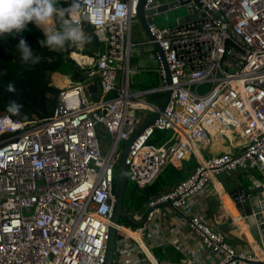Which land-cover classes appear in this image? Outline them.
<instances>
[{
	"label": "built area",
	"instance_id": "2783aa9c",
	"mask_svg": "<svg viewBox=\"0 0 264 264\" xmlns=\"http://www.w3.org/2000/svg\"><path fill=\"white\" fill-rule=\"evenodd\" d=\"M138 2L102 0L98 17L96 0H81L90 19L72 15L85 33L91 26L101 43L91 55L81 47L70 52L83 73L96 76L95 83L70 74L64 85L51 79L60 85L59 93L52 114L44 119H16L0 111V264L104 262L119 146L160 103L141 95L167 89L166 106L130 145L127 177L140 192L169 160L196 161L186 177L147 199L143 210H150L144 222L163 206L179 211V223L200 241L175 245L186 256L185 264H264L263 240L238 249L188 204L215 174L252 166L263 176L257 185L264 199V0H186L179 4L188 13L172 25L148 23L153 38L145 35L141 41L158 42L169 80L156 52L159 84L132 89L131 26ZM155 2L161 1L146 0L145 8ZM72 52L85 58L78 61ZM93 84L96 98L89 90ZM110 91L114 96L104 97ZM155 131L170 134L152 142ZM102 132L110 139L105 146ZM221 138L238 150L204 153ZM115 227L124 240L115 244L111 264L122 259L135 264L138 252L160 264L125 231L131 226L118 222ZM206 250L215 255L214 261L203 258Z\"/></svg>",
	"mask_w": 264,
	"mask_h": 264
},
{
	"label": "crops",
	"instance_id": "0c3cea01",
	"mask_svg": "<svg viewBox=\"0 0 264 264\" xmlns=\"http://www.w3.org/2000/svg\"><path fill=\"white\" fill-rule=\"evenodd\" d=\"M135 42L138 45H142L137 46L133 54L130 53V70L131 72H135L143 69V71L146 72V42L144 43L141 40ZM55 74L63 75L57 71L52 72L51 79L53 82H56L54 80ZM86 77L92 81L96 79L95 75L87 74ZM68 80L67 77V82ZM165 132L167 133V135H165L166 137L169 133L167 131ZM104 136L105 134L101 135V137ZM217 150L236 151L238 150V146L226 140V138L216 139L204 153L207 154V152ZM195 161L194 158L181 160V163L177 164V168H180V170L174 171L172 179L169 180L167 178L163 183L156 185L155 190L158 191L157 193L172 187L178 180L186 177L194 168ZM256 170L249 173H243V170H238L230 175L225 173L215 174L205 186L188 199V204L191 205L192 211L204 213L209 222L214 227L224 231L226 239L238 249L249 248L250 244L255 240V237L249 229L248 222H246L245 218L239 213L227 191L232 188H240L242 189L241 191H244L243 188H245L251 192L253 188L255 189L256 186H258L257 182L263 179L262 174L260 176V173ZM152 195H154V193L147 195L146 198L143 199L144 204ZM225 196L228 197L233 205H225ZM232 207L235 208L237 214L232 211ZM142 208H139L141 210L138 209L136 213L129 211L136 221H141L143 219L144 210ZM179 218V211H172L169 210L167 206H163L160 213L149 221H143L138 224L131 222L130 226L132 225V229L138 230L139 233L135 231H129V233L137 238L141 246H146L147 250L153 254L160 264H185L186 256L176 249L175 245L196 246L200 244V241L194 231L185 224L179 223ZM241 223L247 226V232L241 230ZM170 225H175V228L169 230ZM203 258L206 261H214L215 255L209 250H206L203 252ZM134 260L135 264H151L146 257L139 252L134 253ZM120 264L129 263L122 259Z\"/></svg>",
	"mask_w": 264,
	"mask_h": 264
},
{
	"label": "trees",
	"instance_id": "16d2710c",
	"mask_svg": "<svg viewBox=\"0 0 264 264\" xmlns=\"http://www.w3.org/2000/svg\"><path fill=\"white\" fill-rule=\"evenodd\" d=\"M69 5L70 3L58 1L60 7L66 8ZM53 27H57L55 21H53ZM86 34L90 37V42L80 50L83 54L91 55L95 49L100 48L101 43L97 40L91 26H86ZM21 38L27 41L34 54L42 57L39 64L25 63L21 59V53L17 48ZM40 40H46V36L34 22H30L27 29L21 33L0 37V111H6L16 119H44L52 114L59 93V87L51 81L52 72L70 74L75 79L86 77L80 66L70 56V52L77 50V47L66 46L63 50L52 51L41 46ZM93 82L95 83V80ZM9 84L15 86L14 92L8 91ZM12 102L22 105L19 112L9 110ZM165 135H167L165 131H155L150 140L159 142ZM179 163L181 161L169 160L152 182L141 189L142 199L151 193L156 194L158 192L155 190L156 185L163 183L167 178L171 180L174 171L180 170L177 168ZM134 189L135 185L127 177L125 192H131Z\"/></svg>",
	"mask_w": 264,
	"mask_h": 264
},
{
	"label": "clouds",
	"instance_id": "9594fccd",
	"mask_svg": "<svg viewBox=\"0 0 264 264\" xmlns=\"http://www.w3.org/2000/svg\"><path fill=\"white\" fill-rule=\"evenodd\" d=\"M94 10L100 17L102 0H96ZM74 13H80L84 19H90V14L81 7V0H71L66 8L58 6V0H0V37L21 33L27 29L30 22H34L46 36V40L39 41L41 46L52 51L63 50L66 46L83 47L90 42V37L81 23L72 19ZM53 21L57 27L52 26ZM17 48L25 63L35 65L41 62L42 57L34 54L25 39L19 40ZM8 91L14 92L15 86L9 84ZM21 107L22 105L12 102L9 110L19 112Z\"/></svg>",
	"mask_w": 264,
	"mask_h": 264
},
{
	"label": "water",
	"instance_id": "95a60500",
	"mask_svg": "<svg viewBox=\"0 0 264 264\" xmlns=\"http://www.w3.org/2000/svg\"><path fill=\"white\" fill-rule=\"evenodd\" d=\"M146 0H139L137 6V18L138 22L141 26L142 31L149 38H153L152 34L148 29V23L153 22V15L158 11L165 10L177 6L179 3H182L186 0H165L162 2H155L149 5L148 8H145ZM173 24V23H172ZM171 24V25H172ZM157 54L163 61L166 77L169 80V71L165 61V57L163 51L161 50L157 41L152 42ZM134 89V87H132ZM90 92H92V97L96 98V86L91 85L89 88ZM170 97V89L165 91V95L162 101L159 103L157 109L153 111L147 118H145L139 126L135 129L132 135L127 139L121 149L118 165L116 168V176H115V203L111 215L112 224L108 228V238L106 242V251H105V259L102 264H111L112 259L117 255L114 253V246L116 243H119L124 240V236L116 229L115 224L119 222L120 216H125L132 223H141L147 218V214L150 208H147L144 212V217L141 221H136L133 215L126 211L124 208V193H125V185L127 178V170L125 164V157L129 151L130 145L132 141L150 124L153 123L154 119L157 117L159 110H162ZM240 188H232L227 192L230 198L233 200L236 208L239 213L245 218L246 222L249 224V229L253 233L256 240L264 241V199L262 193L260 191V187L254 191H248L243 188L244 191H241Z\"/></svg>",
	"mask_w": 264,
	"mask_h": 264
},
{
	"label": "rangeland",
	"instance_id": "374dc122",
	"mask_svg": "<svg viewBox=\"0 0 264 264\" xmlns=\"http://www.w3.org/2000/svg\"><path fill=\"white\" fill-rule=\"evenodd\" d=\"M160 1H165V0H160ZM187 13H188L187 6L185 4H179V5L174 6L172 8L158 11L157 13H155L153 15V19H154V22L156 23V25L163 27V26H168V25H171L172 23H175L177 18L183 17ZM52 26H53V24H52ZM39 29L42 31L41 28H39ZM142 37H145V34L142 31L139 22L137 21V17L135 16L133 18V23L131 26V40L133 41L134 44L131 46L130 53L133 54L136 51L135 50L136 47L142 45V44L138 45L135 42V41L141 40ZM149 64H152V65H149ZM117 65L118 66L121 65V62H117ZM146 66H147L146 72H144L143 69H140L139 71L131 72L129 74V82H130L132 87L137 88V89H141L143 87L150 86V85L156 86L160 82L159 72L157 69L158 59L156 56V50H155L152 43H146ZM63 75L67 76V77L70 76L69 74H63ZM117 80H120V69H118V72H117ZM114 94H115V91H110L109 93L104 95V97L109 98V97L114 96ZM164 95H165V91L163 90V91H158V92L147 93V94L141 95V97H144V98H146L152 102H158L159 103L162 101ZM167 132L170 134L169 131H167ZM100 134L102 135L104 133L102 132ZM103 140H104L103 145L104 146L107 145L108 141L110 140L109 136L103 137ZM123 144L124 143L121 142V144L119 146L120 151L122 149ZM255 170H256L255 167L252 166L251 168H249L247 170H243L242 172L243 173H249V172H254ZM256 171H258V170H256ZM255 173H257V172H255ZM260 176H261V173H260ZM256 188H257V186H256ZM253 189L251 191L255 190V189L254 190ZM138 190L139 189L137 187H135V189L133 191H131V192L127 191L124 193V208L126 211H128V212L133 211L134 213H136L139 208L143 207L142 209H144V206H143L144 201L142 199V194H141L142 191L140 190V193H139ZM139 210H141V209H139ZM119 223H123L124 225H128V223H131V221H129L128 218L125 216H120Z\"/></svg>",
	"mask_w": 264,
	"mask_h": 264
},
{
	"label": "bare ground",
	"instance_id": "6f19581e",
	"mask_svg": "<svg viewBox=\"0 0 264 264\" xmlns=\"http://www.w3.org/2000/svg\"><path fill=\"white\" fill-rule=\"evenodd\" d=\"M71 55L75 58V59H77L78 61H83V56L82 55H80L79 53H76V52H72L71 53ZM54 80L55 81H57L58 83H60V84H62V85H64V83H66L67 82V76H64V75H59V74H55L54 75ZM61 81H63V83L61 82ZM224 202H225V205L226 206H228V205H233L232 204V202L228 199V197L227 196H225L224 197ZM232 211L235 213V214H237V211L235 210V208L234 207H232ZM241 230L242 231H246L247 232V226H245V224H243V223H241ZM126 232H128L129 233V231H135V232H138L139 233V231L138 230H133V229H129V228H127V230H125ZM130 234V233H129ZM131 235V234H130ZM132 236V235H131ZM135 238V237H134ZM137 239V238H136ZM139 242V241H138ZM143 249H147L146 248V246H141Z\"/></svg>",
	"mask_w": 264,
	"mask_h": 264
}]
</instances>
